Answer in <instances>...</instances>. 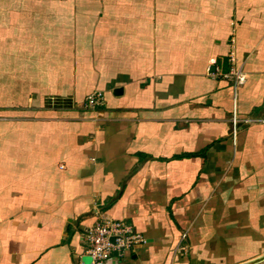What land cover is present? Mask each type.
<instances>
[{
    "label": "crops",
    "instance_id": "crops-1",
    "mask_svg": "<svg viewBox=\"0 0 264 264\" xmlns=\"http://www.w3.org/2000/svg\"><path fill=\"white\" fill-rule=\"evenodd\" d=\"M29 32L0 51V264H91L107 217L146 239L107 264L264 255V0H0Z\"/></svg>",
    "mask_w": 264,
    "mask_h": 264
},
{
    "label": "built area",
    "instance_id": "built-area-1",
    "mask_svg": "<svg viewBox=\"0 0 264 264\" xmlns=\"http://www.w3.org/2000/svg\"><path fill=\"white\" fill-rule=\"evenodd\" d=\"M233 54V55H232ZM231 54V60L236 61L235 54ZM225 78L234 81V88L237 89L245 82V74L239 67H232ZM104 94L101 91H95L88 95L84 100L83 106L88 105L94 107L104 104ZM234 112L231 119L232 137L236 140L241 126V119L237 110V103H234ZM240 121V125H238ZM247 122L250 120L247 119ZM186 236V234H184ZM87 242L85 251L91 257V264H107L108 260L117 253L119 256L124 255L128 251L134 250L137 246L145 243L144 235L138 232L134 226L124 220L113 219L110 217L97 220L93 225L89 226L84 235Z\"/></svg>",
    "mask_w": 264,
    "mask_h": 264
},
{
    "label": "rangeland",
    "instance_id": "rangeland-1",
    "mask_svg": "<svg viewBox=\"0 0 264 264\" xmlns=\"http://www.w3.org/2000/svg\"><path fill=\"white\" fill-rule=\"evenodd\" d=\"M29 11H30V9H29ZM23 22V21H22ZM27 26H29V23L27 24ZM14 28H15V30L16 31H18V32H22V31H20L18 28H16L15 26H14ZM31 35V32H29L28 33V35H0V51L1 52H3V49L5 48V49H8L9 50V53H10V51H12L13 52V56H12V60H14V58H15V55H16V53H19V54H17L16 55V58H17V60H18V62H20L21 61V58H23L24 60L27 58V57H25V55H23L22 53H20V52H18L17 50H19L18 48H20V47H23L24 49H25V47H27V45H29V42L30 43H33L34 45H35V47L37 46V43H35V42H33V40L31 41L30 39H29V36ZM13 49V50H12ZM33 51V53H35L36 51L35 50H32ZM24 53V52H23ZM25 54V53H24ZM232 54V53H231ZM231 54L229 55V58H228V61H229V63H230V65H231V68H230V70L232 69V67H235V66H237L238 64H237V56L235 55V57H236V61L235 62H233L232 60H231ZM233 55V54H232ZM2 60V59H1ZM12 62V61H11ZM230 70L228 71V72H226V73H229L230 72ZM226 73H219L218 72V74H219V76L220 77H222V78H225V74ZM213 74H214V76L215 77H217V75H216V71H214L213 72ZM228 81H230L231 82V84L234 86V81L232 80V79H228V78H226ZM242 85V84H241ZM240 85V86H241ZM238 89V88H237ZM237 89H235V90H237ZM95 91H101L103 94H104V101H105V92L103 91V90H94V91H92V92H90L89 94H87L86 96H85V99L88 97V95H90L91 93H93V92H95ZM236 92V91H235ZM236 94V93H235ZM84 99V100H85ZM68 101L69 100H67V99H65V100H63V99H61V98H59V99H57V100H55L54 101V104L55 105H59L60 107L61 106H66V107H68V106H71V105H73V104H71V103H68ZM53 101L51 100V98H49V99H47V101H46V104H48V105H51V103H52ZM103 105V104H102ZM101 105V106H102ZM73 106H78V104H74ZM97 107H99V106H96V107H94V106H92V105H88V110H95ZM239 119H241V121H242V118L241 117H239ZM231 125H233L232 124V122H231ZM238 125H240V121H238ZM241 125H242V122H241ZM240 130V129H239ZM232 135V134H231ZM261 264H264V261L263 262H261Z\"/></svg>",
    "mask_w": 264,
    "mask_h": 264
},
{
    "label": "bare ground",
    "instance_id": "bare-ground-1",
    "mask_svg": "<svg viewBox=\"0 0 264 264\" xmlns=\"http://www.w3.org/2000/svg\"><path fill=\"white\" fill-rule=\"evenodd\" d=\"M263 257H264V255H261V256L255 258V259H252V260H249V261L245 262L244 264L254 263L255 261H258L259 259H262Z\"/></svg>",
    "mask_w": 264,
    "mask_h": 264
},
{
    "label": "water",
    "instance_id": "water-1",
    "mask_svg": "<svg viewBox=\"0 0 264 264\" xmlns=\"http://www.w3.org/2000/svg\"><path fill=\"white\" fill-rule=\"evenodd\" d=\"M121 91H122L121 88L117 89V92H121ZM263 260H264V257L262 259H259L258 261H255L254 263H251V264H256V263H259L260 261H263Z\"/></svg>",
    "mask_w": 264,
    "mask_h": 264
},
{
    "label": "trees",
    "instance_id": "trees-1",
    "mask_svg": "<svg viewBox=\"0 0 264 264\" xmlns=\"http://www.w3.org/2000/svg\"><path fill=\"white\" fill-rule=\"evenodd\" d=\"M85 249H86V247H85ZM116 254V253H115Z\"/></svg>",
    "mask_w": 264,
    "mask_h": 264
}]
</instances>
